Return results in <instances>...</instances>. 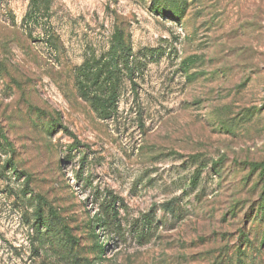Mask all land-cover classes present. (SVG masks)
Returning <instances> with one entry per match:
<instances>
[{
	"label": "rangeland",
	"instance_id": "rangeland-1",
	"mask_svg": "<svg viewBox=\"0 0 264 264\" xmlns=\"http://www.w3.org/2000/svg\"><path fill=\"white\" fill-rule=\"evenodd\" d=\"M32 7L0 0V264H264V0ZM120 39L157 51L104 116L78 80Z\"/></svg>",
	"mask_w": 264,
	"mask_h": 264
},
{
	"label": "trees",
	"instance_id": "trees-1",
	"mask_svg": "<svg viewBox=\"0 0 264 264\" xmlns=\"http://www.w3.org/2000/svg\"><path fill=\"white\" fill-rule=\"evenodd\" d=\"M49 0H32V11L29 14L30 19H35L34 14L40 13L42 11L43 6H47ZM47 8V7H46ZM157 50L146 51L143 57H138L134 54L133 50L130 48L128 44L125 43L124 39H120L117 41V44L112 48L110 52V57L107 62V68L103 70V67H99L94 69H84L82 76L84 79L80 78L78 80V87L83 95L91 102L92 107L100 114V115H108L113 111L117 110V102H118V94H119V74L122 72L121 67L125 70L127 77H129L130 81L133 82V78L136 74L139 65H142L143 62L141 58L147 59L148 55L155 59ZM86 81V82H85ZM103 84H102V83ZM99 87L101 89V94H97V92H93L94 87ZM7 148L12 150V146L10 144L7 145ZM11 169L16 172V165L14 163L11 164ZM114 199V198H112ZM40 205V204H39ZM264 205L262 206V209ZM117 210L115 208V201L108 202L104 209V216L101 218V224H98L103 228H110L113 232L119 233L120 227L118 224H109L106 221L111 220L115 215H117ZM113 214V215H112ZM264 216V212H262ZM113 216V217H112ZM58 226V224H56ZM54 225L52 223H48L44 219V215L41 210L38 212L37 223L35 224V228L37 233L42 237V231L46 230V233H56L53 230ZM65 229V225H63ZM69 234V232H65ZM264 241V232H262ZM67 240L72 239L67 237ZM98 251L102 255L105 253V247L98 244ZM246 255L244 253H240L238 258L233 262V264H251L252 262L246 259Z\"/></svg>",
	"mask_w": 264,
	"mask_h": 264
}]
</instances>
